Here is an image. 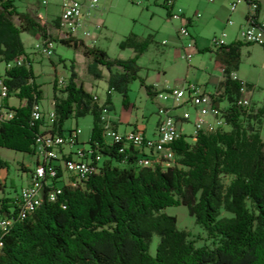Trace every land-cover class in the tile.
<instances>
[{"label": "trees", "instance_id": "16d2710c", "mask_svg": "<svg viewBox=\"0 0 264 264\" xmlns=\"http://www.w3.org/2000/svg\"><path fill=\"white\" fill-rule=\"evenodd\" d=\"M15 1L0 0V63L22 59V64L7 68L0 77L9 87V98L20 103L10 108L13 117L0 124V148L34 156L43 122L33 123L31 116L44 90L36 82L21 34L45 37L51 32L38 18L20 12ZM58 42L81 49L92 60L88 71L95 78L103 77L100 67L109 71L102 104L78 84L74 62L60 95L55 81L53 98V132L63 134L68 120L92 117L89 143L99 145L104 164L82 184L64 185L58 201L42 198L32 215L3 238L0 264H264V140L259 131L264 110L237 106L236 100L253 85L231 77L239 70L242 48L252 44L238 39L212 51L222 74L212 95L218 105L227 103L229 131H200L193 142L185 136L174 139L166 144L176 155L167 167L163 162L139 166L134 156L121 167L122 155L103 144V116L114 109L113 92L123 96L128 109V86L140 79L138 60L155 43L154 35L129 34L119 45L133 50L134 57L126 60L112 59L96 46ZM140 80L148 96H154V87ZM2 168H8V162L0 159ZM3 187L0 182V191ZM7 201L0 202L5 213ZM181 205L205 230L211 246H195L177 218L164 212ZM223 211L230 216H223ZM155 236L159 241L152 254Z\"/></svg>", "mask_w": 264, "mask_h": 264}, {"label": "rangeland", "instance_id": "374dc122", "mask_svg": "<svg viewBox=\"0 0 264 264\" xmlns=\"http://www.w3.org/2000/svg\"><path fill=\"white\" fill-rule=\"evenodd\" d=\"M50 1V11L57 14L59 12L57 7L59 0ZM96 1L98 7L93 11V15H95V23L97 24L92 23L91 28L97 37L96 47L104 50L110 58L126 60L134 57L132 49L123 50L119 46L129 34L134 33L141 37H147L149 34L154 35L155 43L139 58L138 64L141 67L140 79H143L147 85H153L159 90L163 87L182 88L192 84L204 87L208 94H214L216 91L214 82L222 74L215 65V53L212 52L215 49L212 41L214 37H220L222 33L226 32V43L231 44L234 42L232 39L235 36L236 40L240 39L238 38L239 32L247 23L241 15L248 8L245 3H239L235 12H229L230 5L237 0H215L213 3L207 0H177L174 12L187 10L189 14L200 13L201 18L197 30L199 34L198 46L199 48L205 46V49L197 52L195 48L185 50L187 40L181 38L178 34L183 23L180 19L169 18V7L166 6V0ZM17 2L19 4L20 0H17ZM262 4L261 16L264 19V0ZM229 18L234 22L233 25H228ZM97 25L100 28L93 27ZM188 30L191 33V28ZM50 32L54 41H56V45H54V54L49 58L36 51L35 45L39 41L35 36L28 34V32L21 34L26 53L32 62L36 82L44 90L43 99L40 102L41 107L46 111L52 108L55 81L63 79L67 83L71 74L70 66L72 62L75 64L78 84L83 85L86 91L97 95L100 104L104 103L108 92L107 78L109 71L104 67H100L103 77L100 79L95 78L88 71V66L92 63V60L86 57L81 49L68 47L58 42V35L54 29H50ZM240 53L241 63L237 74L240 80L253 85V89L246 90L243 96L250 100V107L255 112L260 109L264 110V45H246ZM187 54H191L193 57L187 60L185 58ZM6 69L7 64L1 62L0 76L5 75ZM140 79L135 80V82L132 81L128 86V109L123 105V96L116 92L112 93L114 109L106 112V114L104 113V121L112 124L113 122L118 123L121 131L125 128L131 129L138 123L147 128L148 135H150L158 119L157 112L160 104L164 102H161L155 96H148ZM57 89V94L60 95L58 86ZM10 103L19 105L20 101L13 96L10 98ZM225 106L226 104H222V107ZM184 111H189L192 114L194 108L188 106L179 110L178 113L183 114ZM76 124L82 131L80 139L87 140L81 146L87 148L93 127V119L87 116L78 120H68L64 125V131L68 132L72 127H76ZM182 128L187 139L193 142L194 137L192 135L195 127L192 121L183 123ZM259 131L261 138L264 140V115ZM160 141V139H157V146L165 148L166 144H162ZM0 159L8 162V168L0 169V182L4 185L3 190L0 191L1 202L3 198L13 200L18 197L21 188L28 180V173L25 172H28V167L35 166L36 157L0 148ZM161 159L173 161L172 153L161 152ZM163 163L164 167L173 164ZM120 166L124 167L121 164ZM224 182L227 184L229 180L224 178ZM62 185L63 182L58 183V186ZM164 212L177 218L178 227L191 234V240L195 243V246L212 245V241L208 239L205 230L189 215L185 205L169 206ZM222 215L230 216L225 211ZM158 241L159 237L155 236L151 246L152 254L156 251Z\"/></svg>", "mask_w": 264, "mask_h": 264}, {"label": "built area", "instance_id": "2783aa9c", "mask_svg": "<svg viewBox=\"0 0 264 264\" xmlns=\"http://www.w3.org/2000/svg\"><path fill=\"white\" fill-rule=\"evenodd\" d=\"M215 2V0H207ZM43 7L50 5V0H36ZM175 0H166V6L171 9L170 19H180L183 25L180 27L178 34L181 38L188 39L185 50L195 48L194 40L188 30L189 19L186 18L181 10L173 11ZM239 3H245L248 7V17L246 26L239 32V41L246 44L264 45V22L256 19L259 4L257 0H237L230 5V11L235 12ZM60 17L59 25L54 27L58 35L57 41H71L84 43L86 47H95L97 37L93 32L91 25L88 24L91 13L98 7L96 0H59ZM200 16L199 13L196 14ZM231 25L232 21L228 20ZM100 28L99 25L93 26ZM227 33L224 32L220 37H214L213 47L227 45ZM38 43L35 49L45 57H51L54 54L53 37H38ZM193 56L186 55L190 60ZM22 59L7 64V68L13 65H21ZM232 79L240 80L237 73L231 75ZM57 86L60 89L65 88L66 82L63 79H57ZM246 90L243 91V94ZM9 87L3 77H0V124L10 120L13 112L10 106L6 105L9 99ZM161 102L172 101L173 108L178 109L185 105H190L195 109V116L189 111H184L179 117L173 115L172 109L160 105L157 112L158 122L154 137H147L143 130L133 129L127 132H120L116 127L103 119V144L107 147H115L117 154L122 155L120 164H127L128 160L134 156L135 163L141 160H151L154 163L175 162V151L171 146L166 148L157 147V139L187 137L183 133V123L192 121L195 130L193 133L194 140L200 131L212 133L216 131H229L230 127L226 121L227 103L225 107L216 103V97L208 94L203 87L188 84L182 88L166 87L158 92L156 96ZM94 100L99 102L97 95ZM235 104L243 108H249L251 102L244 97L237 99ZM32 122L42 123V130L35 140L36 164L28 172L27 183L21 188L20 193L15 199L11 200L10 206L7 207V213L3 212L0 204V234L5 229L7 218H17V216H31V207L39 203V198H45L48 195H59L58 183L64 180H82V175L92 174L93 171H101L104 164V155L99 151L97 144L91 146H81L85 143L79 141L82 134L81 129L76 125L68 132L59 134L53 132V124L56 119L54 102L52 108L46 111L41 105L34 107L32 111ZM105 122V123H104ZM161 152L173 153V161H164L161 159ZM61 196V195H60ZM2 211V212H1Z\"/></svg>", "mask_w": 264, "mask_h": 264}, {"label": "crops", "instance_id": "0c3cea01", "mask_svg": "<svg viewBox=\"0 0 264 264\" xmlns=\"http://www.w3.org/2000/svg\"><path fill=\"white\" fill-rule=\"evenodd\" d=\"M257 1H259V3H260V19H262L263 20V22H264V19H263V17L261 16L262 15V11H263V0H257ZM176 3H177V0H175V3H174V7H173V11H174V8L176 7ZM15 4H16V6H17V8H18V10L20 11V12H25L26 14L27 13H29V14H31L33 17H35V18H38L42 23H46L47 24V26L48 27H50V29H53L54 28V26H53V24L56 22V21H59V17H60V7H59V2L57 3V7L59 8V12L57 13V14H54V13H52L51 11H50V9H51V2H50V5L48 6V7H43L42 5H40L38 2H36V0H20V3L18 4V2H17V0L15 1ZM53 8V7H52ZM171 10V9H170ZM172 11V10H171ZM247 11H248V8L247 9H245L243 12H242V17L245 19L246 18V15H247ZM229 12L230 13H233V12H231L230 11V9H229ZM182 13H183V15L186 17V18H188L189 19V23H188V29L189 28H191V33H193V34H191V37H192V39L194 40V43H195V49L197 50V52H201V50H203V49H205V46H203L204 48H199V46H198V40H199V34H198V32H197V30H198V25H199V19L201 18V16H199V17H197L196 16V14L198 13V12H196L195 14H189V12L187 11V10H182ZM200 14V13H199ZM169 18H170V16H169ZM228 20H231L230 18L228 19ZM232 21V20H231ZM92 23H94V24H97V23H95V15H93V12L91 13V15H90V20H88V24L89 25H93ZM233 21H232V24L231 25H233ZM229 25V24H228ZM193 29V30H192ZM37 39H38V37L39 36H35ZM185 40V39H184ZM187 41H188V39H186ZM232 41H236V36H235V38L234 39H232ZM181 43H182V41H181ZM182 45H183V43H182ZM239 79H240V77H239ZM222 80V76L221 77H218L217 78V80L214 82V87H217V85L219 84V82ZM153 86V85H152ZM154 87V86H153ZM166 87H163L161 90H159V89H157L156 87H154V92H155V95L154 96H156V94L158 93V92H160V91H162L163 89H165ZM204 88V87H203ZM205 89V88H204ZM206 91V90H205ZM147 93V92H146ZM93 96L95 95V94H93V93H91ZM148 95V94H147ZM6 105H8V106H10V108H17L19 105H13V104H11L10 103V98L6 101ZM160 105H163V106H165V107H167V108H173V103H172V101H165L163 104H160ZM188 106H190V105H185V106H183V107H181V108H178V109H172V113H173V115H176L177 117H179V116H181L182 115V113L181 114H179L178 113V111L179 110H181V109H183V108H185V107H188ZM195 109H194V112L192 113V117H194L195 116ZM103 118H104V116H103ZM157 122H158V119H157ZM157 122H156V125H155V128L151 131V134L150 135H148V132L149 131H147V128H145L144 126H142V125H139L138 123L137 124H135L134 126H133V128H131V129H128V128H125L124 130H120L119 129V124L118 123H116V122H113V125L116 127V129H118V131H120V132H127V131H130V130H133V129H140V130H143L144 131V133H145V135L147 136V137H154L155 136V130H156V126H157ZM77 126H78V124H76ZM90 138V137H89ZM89 140V139H88ZM79 141L81 142V143H85L87 140H81V139H79ZM158 148H160L159 146H157ZM25 166L26 167H28V165H26L25 164ZM29 169H30V167H28V169H27V171H29ZM4 200H9V199H7V198H3ZM8 202V201H7ZM7 205H9L10 206V203L8 202V203H6Z\"/></svg>", "mask_w": 264, "mask_h": 264}, {"label": "bare ground", "instance_id": "6f19581e", "mask_svg": "<svg viewBox=\"0 0 264 264\" xmlns=\"http://www.w3.org/2000/svg\"><path fill=\"white\" fill-rule=\"evenodd\" d=\"M174 139L177 138H162L160 139V143L162 144H169L170 142H172ZM153 161L151 160H141V162H138L139 166H150L152 164ZM94 173V171H93ZM92 173V174H93ZM92 174H85L82 175V180H64L63 185L62 186H58V193L59 195H48L47 199L51 202H56L59 200L60 195L63 194V186L64 185H69L71 187H75L77 185H79V183L82 184V181H87L88 178L92 175ZM42 201V198H39V203L38 204H34V206L31 207V214L36 210V208L40 205ZM64 206V205H63ZM28 216H17V218H7L6 222H5V229L4 231H1L0 234V255L2 254V251L4 249V241L3 238L11 231V229L14 227V225L18 222L23 221L25 218H27Z\"/></svg>", "mask_w": 264, "mask_h": 264}]
</instances>
